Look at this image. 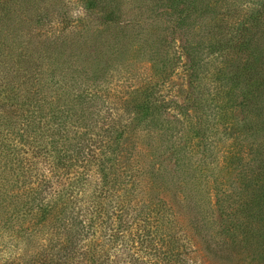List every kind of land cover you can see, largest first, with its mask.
<instances>
[{
	"label": "rangeland",
	"instance_id": "rangeland-1",
	"mask_svg": "<svg viewBox=\"0 0 264 264\" xmlns=\"http://www.w3.org/2000/svg\"><path fill=\"white\" fill-rule=\"evenodd\" d=\"M122 1L134 14L110 22L84 0H0V264H264V0H205L188 34L161 0ZM149 85L186 115L145 122Z\"/></svg>",
	"mask_w": 264,
	"mask_h": 264
},
{
	"label": "trees",
	"instance_id": "trees-1",
	"mask_svg": "<svg viewBox=\"0 0 264 264\" xmlns=\"http://www.w3.org/2000/svg\"><path fill=\"white\" fill-rule=\"evenodd\" d=\"M205 0H161V7L162 8H170L171 12L167 13L168 17L171 18L173 15H176V17H178L177 23L179 24L180 27H182L184 30H186V33L188 34V29H189V24H191L192 22L195 21V18L199 17L202 15L201 10L203 9H199V5H201ZM179 4H186L187 5V11H185L184 9H180V11H178L176 8ZM84 8L86 11L87 10H91V9H98L103 13L104 18H106L107 20H109L110 22H116L119 20H126L129 15L128 13L134 14L131 10H128L127 12L123 10V1L122 0H84ZM237 15V14H236ZM236 17V16H235ZM235 19V18H234ZM233 19V20H234ZM128 25V24H125ZM249 23L244 21V18H238L237 20L234 21L233 23V29L238 32V33H245L248 29ZM187 27V29H186ZM131 29V28H130ZM130 29L128 30H124V35H123V39H127V35L128 37L131 36L132 34L130 33ZM78 36H81L78 33ZM164 39V35L162 37ZM190 38V37H189ZM186 45H183V48L185 47V51L187 52V54L189 55L190 58V62H191V73L190 75L193 77V81H196L197 77H198V64L199 62H203L204 61V57L202 56V54H204V47L202 45L203 41L198 38L196 40L190 38H186ZM204 44V43H203ZM124 45V44H123ZM219 47V43H212L209 45V52L206 54V56H208L211 53H214L215 49ZM242 72V70H240L239 73H233L236 75H240ZM201 73V71H200ZM155 85H149L146 87H142L141 89V93H142V99L141 101L136 105V111L140 110L141 112V118H143V120H147L145 122H149L151 119L152 120H156L159 121L161 118L160 115V111L161 114L163 112H165L166 110H168L169 108L171 109H176L175 110V114L173 119H168V121H179L181 119H179L181 117V115H186V110H184L182 108L181 105H178L177 103H165L163 100H161V103L158 102L157 100H159L158 97L155 96ZM243 99V98H242ZM85 102V101H83ZM247 103V102H246ZM246 103H244L246 105ZM248 104V103H247ZM84 110L87 107L84 106L82 107ZM185 119V118H182ZM151 123H153L152 121H150ZM264 145V143H263ZM245 154V153H244ZM250 154V152H246V155ZM72 159V158H71ZM251 159H254L255 162L257 163V160L255 159V157H251ZM73 160V159H72ZM255 164V170L253 171V175L252 177H255L254 182H261L257 183L261 189L264 186V175L263 172L259 171V168L261 167L258 163ZM253 165V164H252ZM69 166H72L69 163ZM66 166L64 165L62 169H64ZM178 167V165H177ZM61 168V167H58ZM151 174L154 176H158L159 178H157L158 180L161 181V185H166V182H168L165 178V175H168L170 177V180L172 181V178H175L176 173L178 171V168H176V162L172 165H170V167H164L162 162H161V166H154L152 165L151 167ZM163 171H165V173H163ZM80 174L81 175H87V171L85 168L80 169ZM166 180V181H165ZM152 187H150L149 189L151 190ZM149 190V200L153 199V195L152 192ZM93 194L92 193V207H95V210L93 209V214L89 219V224L90 225H97L98 224V220L97 218H100V209L98 210V205L96 203V201H94L93 199ZM95 195V194H94ZM193 198L188 197L186 200L190 201L187 203H183L180 207L185 211L186 215L189 213L188 210H192L193 208V203L192 200ZM161 220L162 217H166L165 214H163L164 211H162V208H166V210H170L172 209V206H170L169 208L166 207L165 203H170V201H168V199H166L165 195H161ZM185 200V201H186ZM204 204H206L208 202L207 199L203 200ZM188 209V210H187ZM154 212V209H151ZM156 212V211H155ZM158 213V212H156ZM154 217V215H153ZM198 219L194 218V220H192V224L194 226L198 225L197 224ZM152 223H155L152 222Z\"/></svg>",
	"mask_w": 264,
	"mask_h": 264
}]
</instances>
